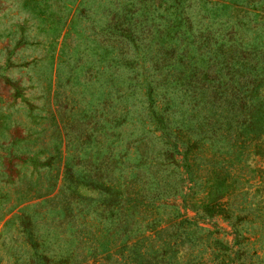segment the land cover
<instances>
[{
    "label": "rangeland",
    "instance_id": "374dc122",
    "mask_svg": "<svg viewBox=\"0 0 264 264\" xmlns=\"http://www.w3.org/2000/svg\"><path fill=\"white\" fill-rule=\"evenodd\" d=\"M128 1L0 0V264H264V0H130L139 51ZM184 31L246 54L221 117Z\"/></svg>",
    "mask_w": 264,
    "mask_h": 264
},
{
    "label": "trees",
    "instance_id": "16d2710c",
    "mask_svg": "<svg viewBox=\"0 0 264 264\" xmlns=\"http://www.w3.org/2000/svg\"><path fill=\"white\" fill-rule=\"evenodd\" d=\"M175 3L177 4L175 19L171 21V24L168 21L169 24L168 29L171 27L173 31L179 32L178 30H176L177 27L175 23L177 20H181V21L184 20L182 17H180L179 13L177 12L178 6L181 7L180 12H182V6H181L182 2L181 0H177ZM137 11L138 10L134 4V1L131 2L129 0L128 2H126V4L123 7V18H121L120 16L117 17L115 15V19L117 20L116 21L117 24H121L120 26L131 25V27L126 28L125 32L126 35L128 36L129 41L135 42L137 48L136 50L139 51L142 45L141 42L140 44H137L136 41H141V40L143 41V38L136 35V30L140 31L141 34H143L144 31L142 30L145 29V33H147V29L146 26L144 27L142 25V22L134 24V22L132 21L133 15ZM131 23L134 24L135 27H133ZM192 28L193 26L190 27V29ZM180 34H181V39L179 38L178 46L175 45V48L172 49L171 51L164 50L163 54L165 55L163 57V60L157 61V63L158 64L165 63L168 60L169 62H166V66H171L172 68L176 67L177 62H179L182 67H184V65L188 66L190 63H193L195 65V68L191 70L190 73L188 74L189 77L186 79L185 84L190 86L189 90L192 93L195 89L194 87H196L193 85L197 83H201L202 85L201 87L207 90V93L208 91H210L209 94L212 96L211 103L214 104L213 106H215V109L213 111L215 116L218 115V117H221L222 110L220 108L222 107V102H227L229 103L230 106L232 105L234 107L237 101H244V99H246L245 97L249 95L248 93H245V91H247L246 87H248V84L247 86H245L244 83L246 82L241 80L242 78H245V75L239 74V71H240L241 61L246 57V54H242L239 52H236L235 54H226L224 47L225 45L222 44L215 52L210 48L209 50H206L204 52H198L201 55V57L197 61L193 62V60H195V57L193 53H190L188 44L195 45L196 43H200V45L197 46L198 49H201L202 46L204 47V49H207L208 47H210L209 38L212 34L211 35L208 34L207 36H205L204 34L195 35V33H193L192 35H188L185 33V31ZM171 39H173V37H171ZM190 40H192V42H190ZM171 45L172 43L169 46L171 47ZM181 46L184 47L183 50L180 49ZM171 59H175V62L171 63L170 61ZM132 64L137 65L138 63L132 62ZM157 66L160 67L159 65ZM200 66L202 67V69H200ZM203 68L207 70H203ZM177 75L179 76L176 80L178 82L183 79L181 76L186 75V73H178ZM234 77H237V83H235ZM253 89H251V91ZM217 99L218 101H216ZM189 110L192 111V109ZM208 118L212 122L215 120V119L212 120L210 116H208Z\"/></svg>",
    "mask_w": 264,
    "mask_h": 264
}]
</instances>
